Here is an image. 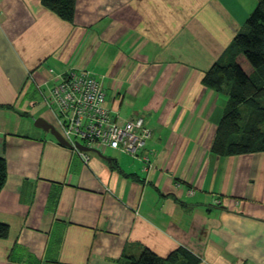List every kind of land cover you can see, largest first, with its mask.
Here are the masks:
<instances>
[{
  "label": "crops",
  "instance_id": "1",
  "mask_svg": "<svg viewBox=\"0 0 264 264\" xmlns=\"http://www.w3.org/2000/svg\"><path fill=\"white\" fill-rule=\"evenodd\" d=\"M256 7L77 0L69 23L42 0H0V264H127L144 249L264 264V152L213 154L229 96L203 84ZM73 70L102 82L119 124L145 119L150 169L115 150L86 163L35 127L55 123L46 99Z\"/></svg>",
  "mask_w": 264,
  "mask_h": 264
},
{
  "label": "trees",
  "instance_id": "2",
  "mask_svg": "<svg viewBox=\"0 0 264 264\" xmlns=\"http://www.w3.org/2000/svg\"><path fill=\"white\" fill-rule=\"evenodd\" d=\"M45 8L63 21H75L77 0H42ZM244 57L252 68L248 73L239 60ZM203 84L216 92L227 90L229 103L212 148L221 157L264 152V0L249 17L245 29L204 76ZM7 161L0 157V192L7 182ZM10 227L0 223V239H7ZM199 264L180 249L160 258L148 249L139 257H128L127 264Z\"/></svg>",
  "mask_w": 264,
  "mask_h": 264
},
{
  "label": "built area",
  "instance_id": "3",
  "mask_svg": "<svg viewBox=\"0 0 264 264\" xmlns=\"http://www.w3.org/2000/svg\"><path fill=\"white\" fill-rule=\"evenodd\" d=\"M46 103L56 114L55 129L86 163L91 158L78 144L101 153L119 151L140 160L147 169L152 167L143 153L152 135L145 119L137 117L119 124L106 104L102 82L91 72L73 70L59 76Z\"/></svg>",
  "mask_w": 264,
  "mask_h": 264
},
{
  "label": "water",
  "instance_id": "4",
  "mask_svg": "<svg viewBox=\"0 0 264 264\" xmlns=\"http://www.w3.org/2000/svg\"><path fill=\"white\" fill-rule=\"evenodd\" d=\"M35 127L40 129V130H43L47 133H50L57 141L60 145L64 146V147H67V148H70L72 149V146L69 145L63 138L62 136L58 133V131L55 129L54 125L49 123L47 120L43 119V118H39L35 121ZM78 148L81 150V151H91V149H88L82 145H79L78 144ZM96 151V150H94Z\"/></svg>",
  "mask_w": 264,
  "mask_h": 264
},
{
  "label": "rangeland",
  "instance_id": "5",
  "mask_svg": "<svg viewBox=\"0 0 264 264\" xmlns=\"http://www.w3.org/2000/svg\"><path fill=\"white\" fill-rule=\"evenodd\" d=\"M240 64L245 68V70L248 72V73H251L252 72V68L250 67V64L247 62V60L242 57L240 60H239Z\"/></svg>",
  "mask_w": 264,
  "mask_h": 264
}]
</instances>
